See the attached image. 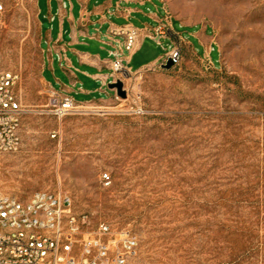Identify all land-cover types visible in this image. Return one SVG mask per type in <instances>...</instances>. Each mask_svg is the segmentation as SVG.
<instances>
[{
	"label": "rangeland",
	"instance_id": "374dc122",
	"mask_svg": "<svg viewBox=\"0 0 264 264\" xmlns=\"http://www.w3.org/2000/svg\"><path fill=\"white\" fill-rule=\"evenodd\" d=\"M139 2L133 23L163 27L181 63L132 74L126 98L75 90L79 111L59 119L50 84L65 78L42 51L37 0H0V69L19 75L24 110L0 191L70 198L89 220L79 240L102 223L129 232L125 264H264V0ZM165 53L145 38L130 67Z\"/></svg>",
	"mask_w": 264,
	"mask_h": 264
},
{
	"label": "built area",
	"instance_id": "2783aa9c",
	"mask_svg": "<svg viewBox=\"0 0 264 264\" xmlns=\"http://www.w3.org/2000/svg\"><path fill=\"white\" fill-rule=\"evenodd\" d=\"M3 9L0 4V14ZM145 38L155 40L166 50L160 65L169 60L174 66L181 63V44L163 27L150 34L148 27L126 25L110 32L109 39L114 42L109 52L113 59L111 82L121 80L125 88V79L140 72L133 71L129 63ZM164 40L168 42L166 47ZM18 80L17 73L0 69V154L16 153L22 146L24 110L15 91ZM50 105L51 114L59 119L80 109L72 96L54 88L50 91ZM88 223L87 216L73 215L71 200L66 196L38 192L21 200L0 191V264H125L123 251H133L136 239L129 232L119 235L105 223L100 224L95 241L77 239ZM77 246L80 254L73 251Z\"/></svg>",
	"mask_w": 264,
	"mask_h": 264
},
{
	"label": "crops",
	"instance_id": "0c3cea01",
	"mask_svg": "<svg viewBox=\"0 0 264 264\" xmlns=\"http://www.w3.org/2000/svg\"><path fill=\"white\" fill-rule=\"evenodd\" d=\"M139 4V0H37L41 47L44 42L48 46L42 51L53 73L55 58L59 64L65 78L64 82L57 78L62 85L61 92L71 96L76 90L85 95L98 93L101 97L111 93L109 52L114 42L109 39L110 32L126 25L139 28L133 23L137 14H141ZM124 58H127L126 53ZM160 58L143 64L136 71L156 65ZM50 87L53 88L51 84Z\"/></svg>",
	"mask_w": 264,
	"mask_h": 264
},
{
	"label": "water",
	"instance_id": "95a60500",
	"mask_svg": "<svg viewBox=\"0 0 264 264\" xmlns=\"http://www.w3.org/2000/svg\"><path fill=\"white\" fill-rule=\"evenodd\" d=\"M162 67L164 69H171L173 67L172 60H169L166 64L162 65ZM108 87L111 91H115L121 98L127 97V93L124 89V83L121 80H118L117 82H111Z\"/></svg>",
	"mask_w": 264,
	"mask_h": 264
}]
</instances>
